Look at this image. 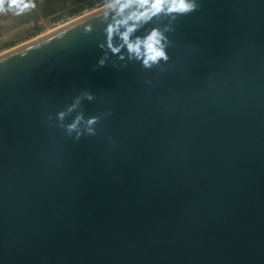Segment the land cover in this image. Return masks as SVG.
Masks as SVG:
<instances>
[{
	"label": "water",
	"instance_id": "obj_1",
	"mask_svg": "<svg viewBox=\"0 0 264 264\" xmlns=\"http://www.w3.org/2000/svg\"><path fill=\"white\" fill-rule=\"evenodd\" d=\"M198 2L150 68L108 5L0 53V264H264V0Z\"/></svg>",
	"mask_w": 264,
	"mask_h": 264
},
{
	"label": "clouds",
	"instance_id": "obj_2",
	"mask_svg": "<svg viewBox=\"0 0 264 264\" xmlns=\"http://www.w3.org/2000/svg\"><path fill=\"white\" fill-rule=\"evenodd\" d=\"M106 3L108 7L105 9L104 19L109 22L104 30L106 40L99 46L101 48L107 46L113 54H118L121 48L127 45L129 58L141 60L146 68L152 67L153 64L161 60L167 61L169 59L165 50L167 47L166 41L168 40L165 33L171 28L170 26H165L164 29L154 27L146 36L137 37L135 41H132L131 34L137 28L143 26L141 21L147 23L153 16H159L161 13L171 20H176V14L193 13L200 8L198 0H106ZM34 7V0H0V14L14 9L15 14L19 15ZM129 9L134 10L129 12ZM121 27L124 28V31H120ZM87 30L91 31V29ZM117 34L123 41L120 46H114L113 44V39ZM121 59H123V56H121ZM99 64L103 66L105 59L102 58ZM86 95L89 99L93 98L91 93H86ZM78 103L79 97H77L76 103L71 106L69 111L73 110ZM59 115L62 119L64 113L61 112ZM82 118V115L77 116L76 120L68 126L69 132L77 128ZM97 120V117H91L88 124L94 125ZM89 131H92V129L89 128Z\"/></svg>",
	"mask_w": 264,
	"mask_h": 264
},
{
	"label": "rangeland",
	"instance_id": "obj_3",
	"mask_svg": "<svg viewBox=\"0 0 264 264\" xmlns=\"http://www.w3.org/2000/svg\"><path fill=\"white\" fill-rule=\"evenodd\" d=\"M85 1L87 0H66L64 4H60L61 7L57 12L50 16L41 15L39 5L35 0V7L22 14H15L14 9L0 14V53L107 4L106 0H103L93 6L85 7L78 13H68L73 6Z\"/></svg>",
	"mask_w": 264,
	"mask_h": 264
},
{
	"label": "trees",
	"instance_id": "obj_4",
	"mask_svg": "<svg viewBox=\"0 0 264 264\" xmlns=\"http://www.w3.org/2000/svg\"><path fill=\"white\" fill-rule=\"evenodd\" d=\"M76 1V0H75ZM103 0H87L78 4L77 6H73L68 13H78L82 11L87 6H93L95 3L102 2ZM39 5V9L42 16H50L57 12V10L61 7L60 4H64L66 0H35ZM61 15V14H60ZM57 16L55 17V19Z\"/></svg>",
	"mask_w": 264,
	"mask_h": 264
},
{
	"label": "bare ground",
	"instance_id": "obj_5",
	"mask_svg": "<svg viewBox=\"0 0 264 264\" xmlns=\"http://www.w3.org/2000/svg\"><path fill=\"white\" fill-rule=\"evenodd\" d=\"M105 5H107V4H105ZM105 5H103V6H105ZM103 6H101V7H103ZM101 7H99V8H101ZM99 8H96V9H99ZM96 9H94V10H96ZM94 10H92V11H94ZM91 12V11H90ZM89 13V12H88ZM87 14V13H86ZM83 15H85V14H83ZM83 15H81V16H83ZM81 16H79V17H81ZM78 18V17H77ZM76 19V18H75ZM42 35V34H41ZM41 35H39V36H41ZM39 36H36V37H39ZM9 50V49H8ZM6 52V51H5Z\"/></svg>",
	"mask_w": 264,
	"mask_h": 264
}]
</instances>
